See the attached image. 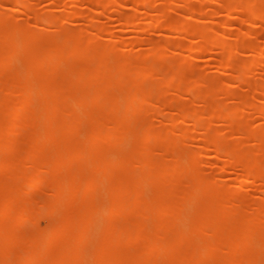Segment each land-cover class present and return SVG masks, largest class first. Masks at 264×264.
<instances>
[{"label":"rangeland","instance_id":"374dc122","mask_svg":"<svg viewBox=\"0 0 264 264\" xmlns=\"http://www.w3.org/2000/svg\"><path fill=\"white\" fill-rule=\"evenodd\" d=\"M109 1L111 5L106 9L89 4L88 0H0V54L8 45L16 46L14 57L0 67V99L15 103L24 96L26 88L35 90L33 102L23 113L27 118L9 135L13 146L3 150L1 157L15 159L27 149L28 138L34 134V124L39 118L36 109L47 95L62 101L97 94L105 102L126 96L137 112L121 130L137 133L146 126L155 134L154 138L143 141L130 133L119 132L111 149L115 162L132 157L149 158L142 167L135 163L132 166L134 173L140 176L135 182L139 193L153 194L160 202L167 201L166 205H171L183 202L180 195L174 194L175 190L185 191L196 180H202L205 190L188 204L190 215L184 221L187 225L205 219L201 214L212 200L211 192L231 195L220 197L217 203L233 218L223 217L219 230L206 228L200 232L201 238L213 244L216 250L210 257L201 258L199 264H216L231 257L223 244L227 225L240 229L245 220H252L255 230L257 228L255 241L264 240V182L260 179L264 174V115L261 111L264 109V19L252 15L253 11L264 13V0H144L145 4L138 5L129 0ZM226 2L247 4L250 9L233 8L228 12L224 7ZM124 17H130L131 21L124 23ZM170 23L180 24L183 29L173 30L168 26ZM195 28L203 32L205 38H216L222 45L209 46L208 51L196 49L202 41L199 32H193ZM76 44L88 46V51L81 48L82 55H65L56 66L45 59L37 65L31 57L47 52L54 45H67L68 50H72L77 48ZM108 47H112V51H100ZM85 52L89 56L83 55ZM260 52L263 56H259ZM95 53L97 58L108 60L113 84L78 81L85 69L97 66ZM227 60L241 66V80L236 70L225 63ZM28 64L34 67L35 80L46 77L58 84L51 89L46 87L45 94L39 92L35 84H26L22 72ZM117 64H121L119 68ZM142 69L146 71L145 76L134 77ZM62 82L67 84H60ZM9 86L14 87L15 94L8 93ZM84 114H93L97 120L82 117ZM57 116L66 125L79 121L75 130L61 138L62 142H69L68 139L79 142L83 134L97 128L98 124L114 134L110 121L116 114L103 104L90 103L85 110L73 112L61 102ZM195 116L199 118L200 128L194 126ZM170 139L175 143L169 146ZM210 140L221 144L222 153H217ZM57 144L41 146L43 150L33 161L23 160L21 170L31 175L37 169L40 179L33 182L19 200L39 214L35 219L17 224L16 235L28 238L40 230L66 225L70 217L78 218L82 227L95 226L90 240L82 246V264H87L97 251L102 228L132 230L136 224L153 227L156 223L174 220L170 211L145 216L142 203L110 214L109 205L118 207L129 199L114 181L110 182L108 197L97 192L81 199L83 202L54 212L45 210L43 205L53 201L52 187L58 176L81 178L85 175L83 168L88 165L86 160L77 159L60 173L53 172L46 165L47 153ZM103 145L97 142L91 156L104 157L107 146ZM230 151L240 154L242 159L234 161L227 154ZM257 162L263 163L261 169L247 176L244 168ZM155 164L178 171L169 186L161 184ZM107 169L117 179L130 180L129 174L114 163L107 164ZM15 180L14 168H0V182L11 185ZM165 187L174 193H167ZM161 188L164 193H159ZM146 197L142 195L141 201ZM92 205L99 212L96 220L85 212V208ZM77 231L75 224L69 237ZM175 234L176 231L167 229L156 235L164 243L170 242ZM192 241L189 238L181 242L179 253L195 252ZM62 242L58 235H51L44 254L56 253ZM24 248L25 244H16L8 255L0 250V261L25 264L19 256ZM142 248L141 239L122 240L115 247L120 255H125V264L135 252L141 254ZM251 249H239L235 259L248 263L253 258L254 263L264 264V250L257 253ZM44 254H40L39 259L45 257ZM138 260L142 264H176L170 262L169 256L154 253Z\"/></svg>","mask_w":264,"mask_h":264},{"label":"bare ground","instance_id":"6f19581e","mask_svg":"<svg viewBox=\"0 0 264 264\" xmlns=\"http://www.w3.org/2000/svg\"><path fill=\"white\" fill-rule=\"evenodd\" d=\"M14 1V0H11ZM125 1V0H123ZM133 4L138 5L145 4L144 0H129ZM211 1V0H203ZM89 4L97 5L103 8H109L111 3L109 0H88ZM225 9L230 12L233 8H239L244 10H249L250 7L247 4L243 3H233L226 2L224 5ZM28 12H30L28 10ZM253 16L256 18L264 19V13L262 11H253ZM124 23H129L131 21L130 17L122 18ZM169 27L173 30L183 29L180 24L170 23ZM20 30V29H19ZM193 32L198 33L199 30L195 28ZM199 37L201 38L202 43L196 48L200 51H208L209 46H219L222 45L216 38H205L203 32H199ZM77 48L75 47L72 50H68L70 46L67 45H54L51 49L47 50L45 53H35L33 54L32 60L40 64L43 59L50 60L54 66L59 63V60L65 55H82L79 50L88 51V46L80 47L78 44ZM100 49V48H99ZM112 47L100 49L102 52L112 51ZM255 50V49H254ZM16 46L13 47L8 45L6 50L0 54V67L6 65L11 58L16 54ZM83 54L89 56L87 52ZM259 56H263V53H258ZM96 55V56H95ZM94 58L98 61V64L94 68L85 69L79 76L78 81L82 84H113L114 78L110 72V64L108 60H103L97 58L98 54L95 53ZM179 63V62H177ZM229 67H233L237 72V78L242 79L240 72L241 66L239 64L231 63L230 60L225 62ZM121 64H117L119 68ZM110 72V73H109ZM26 84H35L36 89L39 92L45 94V88L51 89L54 84H58L53 80H49L46 77H42L39 80H35V71L34 67L31 64H28L22 72ZM146 71L144 69L139 70L136 74L137 79L142 76H145ZM15 84V83H14ZM60 84H67L62 82ZM133 84V83H131ZM9 94L14 93V87L9 86L7 88ZM19 90V89H18ZM35 90L27 89L24 92V96L15 103H11L4 99H0V168H14L17 181L15 180L11 185L0 182V250L5 253V255L10 254L13 250V246L19 243L26 245L21 252H19L20 258L24 261L25 264H82V246L90 240V237L93 233L95 226L92 227H82L79 223L78 218L70 217L66 225L55 226L53 229H43L40 230L35 235L24 238L18 236L14 233V228L17 224L24 222L28 219L32 220L38 216V212L28 206L26 203H23L19 200L20 195L27 189L29 186L40 179V174L38 170L31 174H25L21 170V166L24 161H33L35 160L37 154L41 150V146L52 145L55 142H58L57 147L53 151L47 153L46 165L57 173H60L66 166L70 165L74 160L84 159L87 161L88 165L83 168L82 172L85 174L83 177L79 178L78 175L68 178L64 175H59L55 180V183L52 187L53 192V201L50 204H46L43 207L47 211L54 212L55 210L74 205L78 202H83V198L92 197L96 195L95 193L102 194L104 197H108L110 182H116L118 188L121 189L127 196V203L114 207L112 205L108 206L110 214H116L123 208H128L132 206H137L142 203L145 213V216H150L154 214H159L162 212L170 211L172 213L173 219L171 222L167 223H156L152 227L146 226L143 224H136L132 230L120 229L108 227L100 230L101 240L97 244V251L94 257L90 258L87 264H125V255H120L115 247L116 244L120 243L122 240H137L141 239L143 242V248L141 254H133L129 256L126 260V264H142L138 259L144 258L150 254H161L163 256H169L170 262H176V264H199L201 258L210 257L213 255L215 246L211 243L205 242L201 238V230L210 228L219 230L220 229V220L224 218H233L230 216L231 213L225 212L222 209V206L217 203V200L221 198L231 197L230 193L221 192H211L212 200L205 206L202 210L201 217L205 218L199 223H193L187 225L184 221L189 218L190 208L189 203L196 198L197 195L201 194L205 190V184L202 180H196L195 184L185 191H177L175 193L166 188L167 193L178 194L183 198V202L176 201L171 203V205H166V202H160L157 200L158 197H154L153 194L147 195L144 192L139 193L137 191L138 184L135 182L140 178L139 175H136L132 170V166L135 163L137 166H143L145 163L149 162L148 157H132L128 159H120L115 162L113 155L111 154V149L115 145V135L119 132H124L123 134H131L134 138L139 140L148 141L151 138L155 137V134L148 129L146 126L140 129L137 133L130 131L129 129H122V125L125 122H129L133 119V115L137 112V108L132 105V101L128 97L118 96L112 98L111 100L105 102L102 100L101 95H87L84 96H74L63 99L54 95H47L40 100V105L36 109L38 121L35 122L36 130L34 134L28 138L27 149L21 152L17 158L6 160L1 157V153L6 148L13 146L14 142L10 139L9 135L14 132L17 126L25 121L27 116L23 113L28 109L29 105L33 102V95ZM65 102L67 107L73 109V112H76L78 109H84L90 103L103 104L108 106V108L116 114V117L110 121L113 126L114 134L108 133L100 128L99 124L97 128L94 127L88 132L82 135L79 142H73L70 139L69 142H62L61 138L78 127V120L73 124L63 123L61 120H58L57 113L60 110V103ZM264 115V109L261 110ZM85 118L94 119L93 114L82 115ZM194 126L197 128L201 127V123L198 120V116L193 117ZM137 139V140H138ZM168 140V139H166ZM97 142H101L107 146L106 154L104 157L91 156L90 152L95 147ZM175 141L170 139L168 145L174 144ZM214 149L217 153H222L223 149L221 144L211 142ZM41 150V151H40ZM108 150V151H107ZM227 154L234 161H240L242 156L234 151L227 152ZM263 162V161H262ZM262 162H257L255 165L246 166L244 168V173L248 176L251 174H257V169H261ZM114 163L116 166L122 167L130 176V180H122L120 178L113 177L108 169L107 164ZM155 168L158 170L160 175L161 184L169 186L173 179L178 176L176 170L170 171L165 165L155 164ZM261 180L264 182V174H261ZM135 186V188H134ZM164 190L161 188V191ZM159 193H164L165 191ZM142 195H145V200L142 202ZM159 195V194H158ZM177 195V196H178ZM107 204L108 201H105ZM104 203L103 205H106ZM165 203V204H164ZM85 212L89 213L93 220H96L99 212L95 207L89 206L85 208ZM198 222V221H197ZM77 225V233L69 237L70 229ZM227 231L224 233V242L227 250L231 254L228 259L220 260L216 264H256V260L251 258L248 263L244 261H237L234 257L238 253V250H251L254 252H262L264 250V240L255 241V234L257 233V228L255 230L254 221L245 220L244 226L240 229L233 227L232 224L227 225ZM230 228V229H229ZM174 230L176 234L171 238L170 242H161L157 238V233L163 232L164 230ZM51 235H58L62 238L63 242L59 250L52 254L45 255L47 248L48 238ZM189 238H192V245L195 252L190 254H180L179 245L183 241H187ZM44 254L45 257L39 259L40 254ZM173 257L171 254H173ZM176 255V256H175ZM168 259V257H167ZM41 261V262H40ZM0 264H13L9 261H0Z\"/></svg>","mask_w":264,"mask_h":264}]
</instances>
